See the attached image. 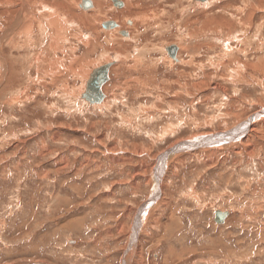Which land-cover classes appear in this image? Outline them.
Segmentation results:
<instances>
[{"label": "rangeland", "instance_id": "1", "mask_svg": "<svg viewBox=\"0 0 264 264\" xmlns=\"http://www.w3.org/2000/svg\"><path fill=\"white\" fill-rule=\"evenodd\" d=\"M82 1L0 0V264H264V0Z\"/></svg>", "mask_w": 264, "mask_h": 264}, {"label": "bare ground", "instance_id": "2", "mask_svg": "<svg viewBox=\"0 0 264 264\" xmlns=\"http://www.w3.org/2000/svg\"><path fill=\"white\" fill-rule=\"evenodd\" d=\"M208 1V0H207ZM90 2H91V4H92V7H94V2L92 1V0H90ZM203 2V1H202ZM206 2V1H205ZM123 4V3H122ZM31 5H28V6H24V5H22V9H21V11L19 12V14H18V16H17V18H16V26H20V25H22L23 24V26H21L20 28H19V30H20V32H21V35L22 36H24L23 38H24V40L25 41H28V43H31L30 45H35V43H37L39 40H38V37L36 36V38H35V41L33 40V41H31L32 40V37H31V34H30V32H29V28H31L32 27V25L34 24V23H36V26H38V23H39V25H40V29L42 30V31H45L47 28H50V27H52L53 28V30H54V32H53V35H48L49 36V38H50V40H52L53 42H54V33H55V35L57 36V35H59V33L61 32L62 33V25H61V20L58 18V7L60 8V10L61 11H63V12H67V10H66V6H62V4H52V5H46V7H44V8H46V9H42L41 7H36V9L35 8H33V7H30ZM58 6V7H57ZM124 8V7H123ZM40 9V10H39ZM48 12V14H44V13H47ZM36 17V18H35ZM126 22H127V20H126ZM114 23H116V22H114ZM114 30H116V31H119V25L116 23V27L114 28ZM123 31H125L126 33H128V36H127V40L130 38V35H129V31H128V28H124V30ZM51 32V31H50ZM49 32V33H50ZM61 35V34H60ZM59 35V36H60ZM48 39V38H47ZM51 41V42H52ZM54 44V43H53ZM176 46V45H175ZM174 46V47H175ZM168 47H170V46H168ZM176 48H177V50H176V55H175V57L174 58H172L171 60L173 61V62H177L178 61V56H179V52H180V49L176 46ZM3 46H2V43L0 42V68H1V71H0V82L2 83V81H5V79H6V74H8L7 73V69H6V67L7 66H9V61L7 60V55H4L3 54ZM167 50V48L165 49V51ZM166 53H167V51H166ZM172 61H170V62H172ZM146 65V64H145ZM99 67H101V66H96V68L95 69H93L92 71H91V73L94 71V70H96L97 68H99ZM149 69H151V68H149ZM148 69V70H149ZM6 75V76H5ZM89 77L90 76H88V79H89ZM87 79V80H88ZM108 83H109V81H107V82H105L103 85H102V88H101V92H102V94H103V96H104V101H105V90H104V88L106 87V85H108ZM68 95H71L70 93H68ZM104 102H102V104H103ZM98 105V104H97ZM154 116V115H153ZM259 116H261V115H259ZM264 116V115H263ZM250 123V122H249ZM248 127H249V125L247 124V123H243L242 125H240V126H238V129L235 131V140H239V138H240V135L238 134V132L240 131V130H242V129H248ZM245 132H243V134H244ZM230 135V134H229ZM227 136H228V134H227ZM237 136V137H236ZM15 137V136H14ZM202 138V137H201ZM224 138V137H223ZM228 138H230V137H228ZM228 138H226V140L228 139ZM200 137L198 138H194V140H193V142H191L190 143V141H187V142H189V144L190 145H192V147L193 148H195V147H205V146H211L212 144H207V142H205L204 144H203V141L201 142L200 140ZM214 140H215V137H214ZM217 141V140H216ZM187 142H184L185 144L187 143ZM218 142V141H217ZM216 142V143H217ZM198 143H199V145H198ZM215 143V144H216ZM220 143V142H219ZM220 144H223L222 142L220 143ZM5 145V143L4 144H2V147ZM182 147V146H184V144L183 145H180L179 144V146L178 147ZM219 146H221V145H219ZM185 149V148H184ZM188 149V148H187ZM191 149V148H190ZM205 149V148H204ZM169 150V149H168ZM186 150V149H185ZM174 153H172V156L176 153V152H178V149L176 148V147H174ZM168 152V151H167ZM182 152V151H181ZM48 153H50V151L48 150V148H44V149H42V151H41V153L37 156V157H43V156H47V154ZM176 156V155H175ZM10 157V156H9ZM165 159V158H164ZM114 160V159H113ZM64 161H66V160H64ZM117 161V160H116ZM162 161V160H161ZM61 162V161H60ZM160 162V161H159ZM63 163V162H62ZM161 163V162H160ZM169 163V162H168ZM60 165V164H59ZM160 167V166H159ZM155 173V172H154ZM158 178V177H157ZM157 182H158V180H157ZM155 186V185H154ZM155 190H154V194H153V196L156 198V199H159L160 198V194H161V191H160V189L162 190V188L160 187V183L158 182V185H157V188H154ZM156 202V201H155ZM156 204V203H155ZM219 212H221L222 213V211H219ZM224 213V212H223ZM226 216H227V212L224 214V216H222V219L224 220L225 218H226ZM222 219H221V221H219L218 220V222L220 223V222H222ZM127 262H129V259L127 260ZM127 262H125V264H127Z\"/></svg>", "mask_w": 264, "mask_h": 264}, {"label": "water", "instance_id": "3", "mask_svg": "<svg viewBox=\"0 0 264 264\" xmlns=\"http://www.w3.org/2000/svg\"><path fill=\"white\" fill-rule=\"evenodd\" d=\"M196 1H205V0H196ZM91 2L89 0H83L81 4L82 9H87L91 7ZM114 5L118 8L120 7V2H115ZM116 26V23L113 21H108L103 23L102 28L113 29ZM123 36H127L126 32H121ZM177 48L170 46L167 48V53L171 58H174L176 55ZM111 64L101 66L94 70L90 75L88 81L85 84L84 94H82V99L90 105L99 104L103 100V94L101 92L102 85L108 81V70ZM225 213L216 211L214 213V223H218V220L221 221L222 216ZM223 221V219H222ZM150 256V253H149Z\"/></svg>", "mask_w": 264, "mask_h": 264}, {"label": "crops", "instance_id": "4", "mask_svg": "<svg viewBox=\"0 0 264 264\" xmlns=\"http://www.w3.org/2000/svg\"><path fill=\"white\" fill-rule=\"evenodd\" d=\"M195 1H196V0H195ZM205 1H207V0H205ZM205 1H203V2H202V1H199L198 3H206ZM207 2H208V3H212V2L209 1V0H208ZM208 5H209V4H208ZM91 7H92V5H91ZM103 29H104V28H103ZM113 29H114V28H113ZM120 34H121V33H120ZM121 36H122V37H127V36H128V33H127V36H123L122 34H121ZM144 60H145V59H139L138 61H144ZM87 81H88V80H85V81H84L85 83H84L83 93H84V90H85V84H86ZM83 93H82V94H83ZM81 97H82V95H81ZM82 100H83V99H82ZM103 100H104V97H103ZM89 105H90V104H89ZM72 242H73V241H72ZM73 243H74V242H73ZM150 256H151V255H150ZM150 256H149V258H150ZM149 260H150V259H149Z\"/></svg>", "mask_w": 264, "mask_h": 264}, {"label": "flooded vegetation", "instance_id": "5", "mask_svg": "<svg viewBox=\"0 0 264 264\" xmlns=\"http://www.w3.org/2000/svg\"><path fill=\"white\" fill-rule=\"evenodd\" d=\"M209 1H210V0H209ZM113 3H114V1H113ZM115 7H116V6H115ZM116 8H117V7H116ZM118 8H121V9L123 8V4H122V2H120V7H118ZM127 23H128V21H127ZM122 32H125V31H122ZM224 213H226V212H224ZM227 216H228V213H227ZM227 216H226V217H227ZM223 221H224V220H223Z\"/></svg>", "mask_w": 264, "mask_h": 264}]
</instances>
